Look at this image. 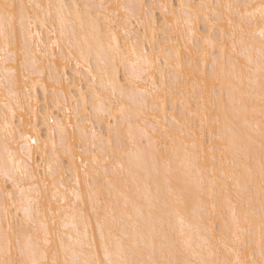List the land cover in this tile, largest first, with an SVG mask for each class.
<instances>
[{
	"label": "snow or ice",
	"instance_id": "snow-or-ice-1",
	"mask_svg": "<svg viewBox=\"0 0 264 264\" xmlns=\"http://www.w3.org/2000/svg\"><path fill=\"white\" fill-rule=\"evenodd\" d=\"M123 7L140 8L148 15V25L145 28V39L147 30L152 26L151 8L155 5L140 4L135 6L119 4H92V3H52L46 5L39 3H25L22 0H0V42L5 49L16 44L20 45L16 56L20 64V72L13 73L16 77L9 83L12 88L21 87L19 76L23 74L25 84L29 78L28 73H40V66L43 61L40 57L50 58L49 64L54 63L58 57L56 52H48L38 45L33 49L30 41L34 36H41L38 30L51 22L58 25L59 36L64 38L67 35L68 48L79 52L75 57L79 69L82 60L88 64L95 55L98 76H94L89 71L88 92L81 91L80 100H83L85 109L90 94L93 107L97 112L117 111L119 119L127 123L128 136L133 138V120L138 121L141 117L151 116L155 122L152 126V135L141 130L143 136L149 140L148 149L153 147V136L159 133L160 140L164 142L163 149L160 150V159L165 163L168 172L172 170V159L175 157L181 165L185 174H191L193 170L200 173L197 190L191 193V197L200 204L204 203V196L212 200L216 195L215 189L220 186V195L224 196L227 188L226 181L235 180L237 189H243L249 193L246 200H237L233 203L230 197L225 198L231 210V223L225 224L231 234L230 242H223V247L217 246L215 229H204L200 236V243L194 247L192 236L181 230V237L175 246H165L161 244L159 252L155 238L149 242L148 236L142 230L139 220L129 213V205L135 209L139 216L144 215L143 207L130 199L128 192L124 191L120 184H126L123 178L125 171L124 158L127 157L128 170L133 166L140 167L148 158L147 150L137 149L129 151L126 145L120 142V132L117 131V140L110 138L108 147L112 149L109 155L106 149L102 148L100 153L90 152L88 161L81 160V165L77 166L76 188L71 190L75 201L67 198L68 189H65L64 197L53 195L52 200L58 201L56 208H53L52 201L42 204L47 191V177L52 173L49 165L48 173L44 177L39 176V164L35 168L31 167L33 146L37 150L46 153L47 144L43 149H39V142L31 135H25L23 130V120H21V139L26 143L27 161L21 159L19 163L12 153L8 154V159L0 167V175L3 176L5 184L2 190L4 201L2 205V215H0V264H264V0H259L258 4H184L179 8L183 14V24L185 31L180 34L179 39L173 41V49L165 50L166 57L163 60V68L159 69V80L153 79L159 57L149 55L148 45L145 51L138 52L139 40L136 45H129L125 40L124 45L117 43V32L123 28L127 37V23L119 12ZM167 12L165 5H160ZM175 15V9L173 10ZM205 24V34L199 39L196 38V24L201 20ZM181 18L176 19V27L179 29ZM167 30H171L172 25L167 23ZM56 28L49 29V35H55ZM20 37H23L21 42ZM257 37L259 38L257 40ZM184 40L183 48L180 41ZM203 41L201 45L200 41ZM231 42L232 55H228V45ZM191 45V47H189ZM259 51V58H255L254 53ZM53 48H60V41H52ZM241 49L240 52L237 49ZM212 49V52H209ZM218 49V54L217 50ZM182 52L188 54L189 59L193 56L196 71V83L193 84L191 95H199L195 111L189 104L185 108L183 122L177 119L175 113L172 115L171 126H169L168 115L165 105L169 96L176 95V86L186 83L183 76L184 57ZM244 55L245 64H240L238 56ZM135 57V60L132 58ZM22 58V59H21ZM59 59L66 60L63 51L60 52ZM211 63L212 71H199L201 63ZM131 65V67H129ZM67 64H65V67ZM191 62L189 67H191ZM121 68L123 74L121 75ZM239 68V71L237 69ZM169 69L170 71H165ZM42 74V73H41ZM175 76L174 83L170 86L168 81ZM147 75L151 81L150 89L141 90L140 83L143 76ZM100 79L101 92L96 87V80ZM191 79V77H189ZM213 81L211 92L215 91V83L221 84V92L213 98L209 92L208 81ZM54 83H60L53 78ZM225 86L229 92V102L232 106L230 116L227 106L223 100V90ZM199 89V91H198ZM55 92L56 89H53ZM105 93H108L105 96ZM15 95V93L13 92ZM207 94V99L205 95ZM181 95L183 91L181 90ZM203 102V105L201 104ZM259 102V112L261 116L260 125V158L258 172L253 167L251 135L247 136L248 143L242 145L244 134L238 131L235 124L231 127L229 135V121L233 117L239 118L244 114L246 125L248 124L247 112L249 102L256 104ZM211 104L215 110L219 106V113L214 119L209 121L215 128L210 134L213 141L219 140L220 149V171L217 173L215 143L208 144L207 138L202 139L192 130L191 117L200 119V128L203 130L206 116L202 115L207 111V106ZM108 105L112 107L109 108ZM24 109L21 108V112ZM77 120L81 119L79 101L77 102ZM252 111H255L253 108ZM159 117H162V120ZM15 115V114H13ZM28 126L31 127V120ZM178 126V127H177ZM250 127V125H248ZM73 127L71 124L62 126L60 129L61 144H65L70 138L67 129ZM7 121L4 125L5 132H8ZM187 135L192 139V147L198 149L196 153H189L183 137ZM216 129H219L217 131ZM8 135H12L8 132ZM55 135L50 130V138ZM7 138V137H6ZM172 141L171 154L168 151L167 141ZM185 148L181 157L177 142ZM208 147L205 148V145ZM226 146L239 149L235 156L238 158L228 161L225 153ZM56 145L53 144L55 151ZM95 149V144H93ZM70 153V148L68 149ZM211 152L212 167L207 168L208 153ZM203 161V164L200 161ZM72 163L69 164L71 169ZM109 164L112 165L109 170ZM91 165V172L89 171ZM83 168L84 186L87 188L86 195L80 191L81 180L79 178L80 167ZM232 166L242 167L244 170L243 183L234 172L229 171ZM59 167V165H58ZM101 169L103 170L101 173ZM64 174H67L66 170ZM209 174L207 188H205L204 176ZM40 179L43 184L36 181ZM61 187H63L64 175H61ZM25 183L29 184L26 189ZM10 185V187H9ZM52 187H56L55 176H53ZM105 188L108 189L107 193ZM119 191V197L114 201L113 190ZM256 189V195H252ZM59 192V189H57ZM18 194V195H17ZM123 200V207L120 201ZM259 207H256V201ZM91 204V212H87V206ZM63 205H67L64 207ZM81 205H84L82 208ZM213 209L216 204L211 205ZM15 209L17 215L12 216ZM23 212V218L19 213ZM119 213V215H118ZM148 215L151 217L152 209L149 208ZM93 217L95 222L93 223ZM127 221L125 224L124 221ZM59 220V223H58ZM69 220L71 224H69ZM50 221V222H49ZM5 224L7 225L5 227ZM183 224V220H181ZM258 225V229H257ZM194 232L202 230L192 225ZM71 228L72 231H68ZM99 232V241L96 232ZM223 233V229H221ZM221 240L223 237L221 236ZM243 249V251H241ZM257 249L259 258L257 259ZM102 253V254H101Z\"/></svg>",
	"mask_w": 264,
	"mask_h": 264
},
{
	"label": "bare ground",
	"instance_id": "bare-ground-1",
	"mask_svg": "<svg viewBox=\"0 0 264 264\" xmlns=\"http://www.w3.org/2000/svg\"><path fill=\"white\" fill-rule=\"evenodd\" d=\"M25 3H39L46 5L49 2L52 3H92V4H119V5H129L135 6L140 4H145L144 0H22ZM175 4L172 3V0H148V5H155L154 8L150 9L152 15V26L147 30V39H145V28L143 25H148V15L143 9L140 8H129L125 10L123 7L119 9L121 16L129 21L127 23V30L129 35L126 37L124 35V29L121 28L117 32V43L124 45L125 40L129 41V45H136L139 40L138 52L145 51V45L147 44V52L149 55H156L159 57V63L156 65L157 71L153 75V79L159 80V69L163 68V60L166 57V53L162 52V49L172 50L173 41L179 39L180 34L185 31L183 24V14L179 8L181 3L184 4H258L259 0H197L195 3L193 0H175ZM135 4V5H134ZM160 5H165L167 7V12L164 11ZM158 9L161 24L156 25L155 18L153 16V11ZM175 9V15H173V10ZM181 18V24L179 29L176 27V19ZM165 19L167 23L172 25L171 30L166 29ZM202 23L204 31L199 30V24ZM53 27L56 28L55 35H49V29ZM40 31L41 36H34L29 42L31 47L35 49L38 45L41 49H46L48 52H56L58 59L49 64L50 58L40 57L43 61L40 66V73H28L29 76L26 84L23 79V74L19 76V84L21 87L12 88L9 83L11 80H15L16 77L13 73L20 72V64L16 56L10 55L11 53H17L20 45L16 44L15 41L13 46L5 49L2 42H0V167H2L3 162L8 159V154L16 158L17 162L21 159L27 161V149L25 147L26 142L21 139L20 132L17 129L21 128V120H23V130L25 135H31L33 139H37L39 142V149H43L44 145L47 144L46 153L42 150H37V146H33L32 150V160L30 161L31 167L35 168L39 164V176L44 177L48 173V167L51 165L52 173L47 177L48 188L45 192V199L42 201V204L46 205V201H52L53 208H56L58 201L52 200L53 195H59L64 197L65 189H68L67 198L75 201V197L72 196L71 190L76 188V175L77 158H80L78 151H81V155L84 157L85 161L90 159V152L100 153L101 149H106L107 153L110 155L112 149L108 147V142L110 138V125H111V140L115 142L117 140L116 133L120 132V142L127 144L126 148L129 151L147 150L149 155L144 164L140 167L133 166L131 171L128 170L127 157L124 158L125 171L122 174L126 184L121 183L120 187L128 192L130 199L135 201L137 204L141 205L144 210V215L139 216V214L129 205V213L134 216V218L139 220V224L148 236L149 242L155 238V243L157 246V252L161 244L167 246H175L177 242L183 237H181V230L185 233H188L192 236L194 241L193 246L196 247L201 241L200 236L205 234L204 229H215L216 232V242L217 246L223 247V242H230L232 237L230 232L224 225L231 223V210L228 204L225 202L226 197H230L233 200V203H236L237 200H246L249 196V193L243 191V189H237L235 185V180H228L227 188L225 189L224 196L220 195V186L218 185L215 189L216 195L213 196L212 200L208 199L207 194L204 196V203L200 204L197 200L191 197V193L195 192L198 187V181L200 178V173L193 170L191 174H185L181 169L179 161L173 157L172 159V170L168 172L165 168V163L160 159V150L164 147V142L160 140L159 133L153 136L154 140L159 141V143H154L151 149H148L149 140L142 135L141 130H144L148 135H152V126L155 123L151 116L141 117L138 121L133 120V138L128 136V127L127 123L119 119V114L117 111L107 112H97L93 107L91 95L89 94L86 99L88 100L87 108L83 100H80L81 91L87 93L89 86V71L94 76H98V69L96 65L95 55L93 54L92 59L88 64H85L82 60L79 62L82 64L81 68H77L78 60L75 57L79 56V52L75 50H70L68 48V39L67 35L64 38L59 36L58 25L54 26L51 22L47 24L46 27L42 29H33V32ZM203 34H205V24L201 18L200 22L196 24V38L199 39ZM259 38L257 37V40ZM21 42L23 37H20ZM59 40L60 48H53L52 41ZM185 41H180V47L183 48ZM201 45L203 41H200ZM191 47V45H189ZM63 51L66 60L59 59L60 52ZM218 54V49L216 50ZM238 52L241 49H237ZM209 52H212V49H209ZM228 55H232L231 52V42L228 45ZM184 57V70L183 76L186 80V83H180L176 86V95L169 96L168 101L165 105V110L168 115L169 126H171L172 115L175 113L177 119H181L183 122V116L185 115V108L187 105L192 106V110L195 111L196 104L199 100V95H191V89L193 84L196 83V77L193 76L194 71H196L195 60L197 57L193 56L191 61L187 53L182 52ZM255 58H259V51L257 45V51L254 53ZM22 59V58H21ZM135 60V57L132 58ZM240 64H245L247 61L244 55L238 56ZM191 62V67L189 63ZM65 64L67 66L65 67ZM211 63H201L199 65V71H204L205 69L210 74L212 71ZM69 65L71 66L70 69ZM209 69L208 70V67ZM131 67V65H129ZM211 67V68H210ZM123 70V68H122ZM166 71V69H164ZM170 71L169 69H167ZM239 71V68L237 69ZM123 72V71H122ZM42 73V74H41ZM191 77V79H189ZM53 78L60 83H54ZM175 76L168 81V84L171 86L174 83ZM141 90L150 89L152 87L151 81H149L148 76L144 75L143 79L139 81ZM96 87L103 92V89L100 87L101 81L98 78L95 82ZM213 81L209 79L208 88L211 92ZM53 89H56L54 92ZM181 90L183 95H181ZM199 91V89H198ZM15 93V95L13 94ZM40 92V97L39 93ZM221 92V84L219 82L215 83V91L211 92L213 98H215ZM108 93H105L107 96ZM207 99V94L205 95ZM223 100L224 104L227 106L229 115H232V106L229 102V92L225 86L223 90ZM79 101L80 115L81 119L77 120V102ZM40 102V103H39ZM203 105V102L201 101ZM177 106L179 107V112H176ZM111 108V105H108ZM21 108L24 109L21 112ZM255 111H252V109ZM247 112L248 124L246 125L244 114L241 113L239 118L233 117L229 121V135L231 134V127L233 124L237 126L238 131L244 134V139L242 145L248 143L247 136L251 135L253 140L252 147V157H253V167L257 170L259 168V158H260V125H261V116L259 112V102L252 104L249 102ZM219 106L214 110L212 105L207 106V111L204 112L202 108V115L206 116L204 128H200V119L196 117H191L192 121V130L196 132L198 136L202 139L207 138L208 144L215 143L216 152V168L217 173L220 169V149L221 144L219 140L213 141L211 138V133L213 132L215 125L209 121L213 120L215 115L219 113ZM56 113V114H55ZM15 114V115H13ZM158 118L162 120V117ZM29 120H31V127L28 126ZM7 121L9 125L8 132H11L12 135H8V132H5L4 125ZM71 124L73 127L67 129L70 133V138L66 141L65 144H61L60 138V129L62 126H67ZM250 125V127L248 126ZM178 127V126H177ZM53 130L55 135L50 138L49 132ZM219 131V129H216ZM187 129H185V136L183 137L186 150L189 153H196L198 149L192 147V139L187 135ZM7 137V138H6ZM75 142V143H74ZM79 144L75 150L73 149V144ZM53 144L56 145L55 151L53 150ZM93 144H95V149H93ZM125 144V145H126ZM168 151L171 154L172 151V141L168 140ZM208 144L205 145V148L208 147ZM228 151L225 153L227 160L232 161L238 158L235 156V153L239 151L238 148L232 146H226ZM70 148V153L68 149ZM176 148L179 149L181 157L185 151V148L182 147L177 142ZM79 151V152H80ZM78 154V157L77 155ZM212 153H208V164L207 168H211V158ZM71 169H69V164L72 163ZM203 164V161H200ZM80 164V163H79ZM59 165V167H58ZM109 170H111L112 165L109 164ZM66 170L67 174H64ZM89 171L91 172V165H89ZM101 169V173H102ZM229 171L234 172L237 177H239L243 183L244 170L242 167L232 166L229 168ZM61 175H64L63 187H61ZM53 176H55L56 187H52ZM79 178L81 180L80 191L86 195L87 188L84 186V174L83 168L80 167ZM209 179V174L205 173L204 183L205 188H207V182ZM4 178L0 175V190L4 187ZM40 183L43 187L40 179L36 181ZM10 187V185H9ZM26 189L29 187L28 183L23 185ZM59 189V192H57ZM108 189L105 188L107 193ZM18 195V194H17ZM252 195H256V189H253ZM112 197L115 201L119 197V191L113 190ZM4 201L3 192L0 191V215H2V205ZM215 203L216 208L213 209L211 205ZM67 207V205H63ZM120 206L123 207V200L120 201ZM83 208L84 205H81ZM91 204H88L86 211L91 212ZM256 207H259L258 200L256 201ZM152 209V215L149 217L148 210ZM17 215L15 209L12 210V216ZM19 217L23 218V212H20ZM119 215V213H118ZM216 218L218 219V230L215 227ZM183 220V224H181ZM50 222V221H49ZM95 218L93 217V223ZM59 223V220H58ZM124 223L127 221L125 219ZM69 224L71 221L69 220ZM192 225L198 226L202 231L197 233L192 230ZM7 225L5 224V227ZM223 229V233H221ZM258 229V225H257ZM68 231H72L71 228ZM221 236L223 240H221ZM97 241H99V232H96ZM243 251V249L241 250ZM102 254V253H101ZM259 258V251L257 249V259Z\"/></svg>",
	"mask_w": 264,
	"mask_h": 264
},
{
	"label": "rangeland",
	"instance_id": "rangeland-1",
	"mask_svg": "<svg viewBox=\"0 0 264 264\" xmlns=\"http://www.w3.org/2000/svg\"><path fill=\"white\" fill-rule=\"evenodd\" d=\"M195 3H197V0H193ZM144 2H145V4L146 5H148V0H144ZM172 3L173 4H175L176 2H175V0H172ZM135 5V4H134ZM156 8V7H155ZM153 16H154V18H155V21H156V25L157 26H159L160 24H161V19H160V15H159V11H158V9H155L154 11H153ZM199 30L201 31V32H203L204 31V27H203V25H202V23H200L199 24ZM210 65V64H209ZM211 66V65H210ZM208 67V70H210L209 69V66H207ZM71 68V66L69 65V68L68 69H70ZM211 68V67H210ZM123 70H122V68H121V75L123 74V72H122ZM168 70L166 69V72H167ZM39 94V97H40V92L38 93ZM40 103V102H39ZM176 112L178 113L179 112V107L177 106V108H176ZM56 114V113H55ZM75 143V142H74ZM125 144H126V142H125ZM79 144L77 143V144H73V149L75 150V148L78 146ZM126 146H127V144H126ZM76 152L78 151V154H79V156H80V158H77V164L78 165H81V160L83 159L84 160V157L81 155V151L80 150H77V148H76V150H75ZM80 151V152H79ZM78 154H76L77 155V157H78ZM80 163V164H79ZM4 184H5V182H4ZM3 184V185H4ZM215 227H216V229L219 227L218 226V219L216 218V221H215ZM218 230V229H217Z\"/></svg>",
	"mask_w": 264,
	"mask_h": 264
}]
</instances>
